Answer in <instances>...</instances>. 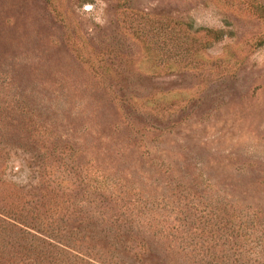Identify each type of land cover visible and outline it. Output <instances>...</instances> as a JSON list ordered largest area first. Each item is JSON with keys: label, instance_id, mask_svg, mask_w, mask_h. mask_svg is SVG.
Segmentation results:
<instances>
[{"label": "rangeland", "instance_id": "1", "mask_svg": "<svg viewBox=\"0 0 264 264\" xmlns=\"http://www.w3.org/2000/svg\"><path fill=\"white\" fill-rule=\"evenodd\" d=\"M0 264H264V0H0Z\"/></svg>", "mask_w": 264, "mask_h": 264}]
</instances>
